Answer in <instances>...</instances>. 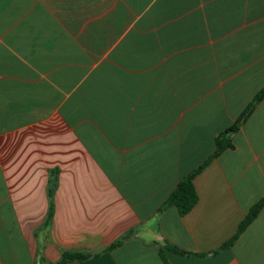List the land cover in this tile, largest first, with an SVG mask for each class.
I'll return each mask as SVG.
<instances>
[{
  "label": "crops",
  "instance_id": "0c3cea01",
  "mask_svg": "<svg viewBox=\"0 0 264 264\" xmlns=\"http://www.w3.org/2000/svg\"><path fill=\"white\" fill-rule=\"evenodd\" d=\"M263 87L264 0H0V264H264V95L159 209Z\"/></svg>",
  "mask_w": 264,
  "mask_h": 264
},
{
  "label": "trees",
  "instance_id": "16d2710c",
  "mask_svg": "<svg viewBox=\"0 0 264 264\" xmlns=\"http://www.w3.org/2000/svg\"><path fill=\"white\" fill-rule=\"evenodd\" d=\"M264 95V87L258 90L251 101L247 104V106L241 111L236 120L222 130L215 137V149L214 151L197 167L192 169L189 173L184 175L176 184L174 189L169 193L167 198L160 205V210L165 209L168 206L176 207L178 213L180 215L186 214L197 202L198 196L196 190L193 185V178L196 174H198L207 164L208 162L215 156H217L221 151L231 146V136L237 130L240 123L248 116V114L253 110L254 106L261 100ZM264 206V197L259 199L254 205H252L241 221L238 223L235 233L225 242H223L218 249L225 248L230 246L233 241L239 236V234L244 230V228L256 217L260 209ZM121 241H117L107 248H112L120 244ZM164 246L171 251L182 254V255H197L202 256L204 254H196L191 253L185 250H182L174 245L165 243ZM213 252H216L214 250ZM161 253V252H160ZM164 263L168 264L166 260L163 258V254H160ZM89 256L88 253L84 252H69L63 251L61 253L60 259L55 264H65L68 261L72 260H82Z\"/></svg>",
  "mask_w": 264,
  "mask_h": 264
}]
</instances>
